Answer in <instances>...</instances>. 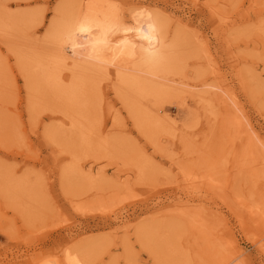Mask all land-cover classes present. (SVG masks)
Segmentation results:
<instances>
[{
	"label": "rangeland",
	"instance_id": "rangeland-1",
	"mask_svg": "<svg viewBox=\"0 0 264 264\" xmlns=\"http://www.w3.org/2000/svg\"><path fill=\"white\" fill-rule=\"evenodd\" d=\"M0 1L12 12L34 11L0 30V263L64 261L76 250L92 264H223L239 248L232 264H264V227L249 211L264 208V0H96L127 24L141 11L164 13L194 53L162 101L168 131L137 127L112 88L103 89L104 120L87 150L47 110L32 127L16 63L17 51L50 47L60 0ZM203 80L227 83L258 158L242 164L245 135L231 138L221 120L207 118ZM73 155L81 167L64 184ZM191 197L202 200L180 206Z\"/></svg>",
	"mask_w": 264,
	"mask_h": 264
},
{
	"label": "bare ground",
	"instance_id": "bare-ground-1",
	"mask_svg": "<svg viewBox=\"0 0 264 264\" xmlns=\"http://www.w3.org/2000/svg\"><path fill=\"white\" fill-rule=\"evenodd\" d=\"M54 11L45 40L50 47L45 51L15 53L27 92L26 108L32 127L36 126L37 113L47 110L50 119L67 125L68 135H74L82 148H92L96 145L94 134L104 120L103 89L112 88L137 127L168 131L160 114L161 104L175 94L174 84L179 82L176 75L186 66V55L194 52H186L189 41L180 32L171 33L165 14L141 11L133 14L132 22L127 24L119 19L112 5H101L96 0H88L84 5L74 0H60ZM33 15L34 11L12 12L0 1V30L14 29L18 22L28 21ZM107 79L110 83L104 86L103 81ZM198 85L209 86L205 92L210 96H201L199 100L207 118L221 120L231 138L245 135L242 164L258 158L257 148L247 145L253 137L250 123L236 113L238 104L227 83L203 80ZM101 145L105 146L104 142ZM73 156L72 164L62 172L64 184L67 175L78 173L81 167V158ZM262 163L264 157L259 162ZM240 167L232 165L233 170L238 171ZM201 200L191 197L181 200L180 206L192 207ZM249 211L264 227V208L257 205ZM168 243L174 244V241L170 239ZM170 253L182 255L181 249L176 247L171 248ZM241 254L238 248L237 256L228 257L223 264L234 263ZM18 261L6 260L0 264H17ZM42 264L92 263L86 254L68 250L64 261L48 260Z\"/></svg>",
	"mask_w": 264,
	"mask_h": 264
}]
</instances>
